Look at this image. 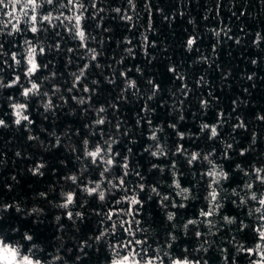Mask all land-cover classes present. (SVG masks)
I'll return each mask as SVG.
<instances>
[{"label":"trees","instance_id":"1","mask_svg":"<svg viewBox=\"0 0 264 264\" xmlns=\"http://www.w3.org/2000/svg\"><path fill=\"white\" fill-rule=\"evenodd\" d=\"M91 3L92 0H87L89 6ZM96 4L97 9H104L98 13L102 19L90 20L88 31L97 37L90 46L100 53L98 59L92 61L90 54L86 55L83 49L71 54V63L66 52L63 55H49L48 59L52 61L49 69L39 74L43 79L50 72H56L55 83L59 91L53 97L57 105L54 111L45 113L41 102L34 98L30 102V115L35 125L25 130L12 122L8 107L9 95L21 99L19 90L0 88V118L8 124L6 128L0 127V206L11 203L29 210L39 206L45 208L48 226L37 230L34 240L52 264H79L76 254L81 252L80 245L85 242L92 245L87 249L92 256L91 264H104V256L97 251L96 242L89 239L94 235L93 231L85 227L81 236V232L71 226L65 217H62L64 228L55 227L59 223L55 216L61 213L39 195L40 192H47L49 199L58 196L63 177L69 174L67 168L75 164L79 169L80 162L69 147L76 140H82L83 135H75L77 131L91 134L92 129L84 125H90L92 119L96 118L95 110L103 106L106 109L103 115L110 121L103 128L116 137L118 143L113 145L115 151L129 155L130 166L143 173L144 182L148 185L147 191L142 194L145 199L142 217H137L142 219L145 229V232L137 233V238L147 240L144 247L150 246L153 250L160 249L172 254L188 248L190 256L207 260L208 264H250L251 260L259 259V255L249 257L243 250L254 248L255 244L249 239L248 230L240 231L241 222L249 226L257 225L258 214L253 212L249 216L246 205L232 204L230 199L231 188L240 187L241 181L250 179L235 165L239 163L247 169V166L264 159V120L258 119L264 115V0H132V4L128 0H96ZM116 8L121 9L120 13L115 12ZM10 11L11 6L0 9V22H7L9 17L5 13ZM93 11L89 7L85 15L90 17ZM125 16L131 19H122ZM105 28L107 32L103 31ZM9 30L5 29V32ZM56 31L61 32L63 48L78 45L79 42L59 26L51 29L50 34H42L39 40L45 45H54ZM257 33L261 34L262 39L254 43ZM189 37L196 38L192 49L186 46ZM8 39L13 38L0 35V42ZM14 39L22 44L25 39L34 37L30 32H23L15 34ZM129 40L131 44L126 42ZM128 48L132 49L131 53L127 51ZM78 56L84 58L78 59ZM47 62L45 59L44 63ZM84 63L89 65L85 76L70 92L68 89L74 83L73 74L78 75ZM97 64L100 66L97 67ZM0 66L3 69L0 79L4 82L21 71L3 65V57H0ZM170 67L175 68L176 72H169ZM121 71L126 72V77L119 75ZM127 80L136 81V88H127ZM149 80L159 85L155 94ZM52 83L49 80L43 90L51 93ZM85 85L90 92H83ZM73 95L77 100L72 99ZM81 97L86 103H79ZM202 100L207 103L202 105ZM145 108L146 111L143 110ZM241 121L246 127H234ZM117 122H121L122 130L129 133L127 137L116 132ZM205 123L218 128L220 134L213 140L208 139L210 130L200 132ZM171 124H175L176 128H171ZM157 129L155 143H159L165 152L175 153L176 145L183 144L188 153L207 154L215 149L219 160L222 151H229L231 158L223 161V166L230 174L238 175L225 189L223 215L234 218L232 224L226 223L223 215L212 217L211 224L197 218L203 203L202 199H197L203 194L197 183L200 162L187 165L185 153L152 157L145 149L153 145L149 136ZM95 131L99 138L100 129ZM178 131L184 133L183 140L177 136ZM68 133L72 134L71 140ZM30 134L38 139L29 141L27 137ZM57 137L62 141L60 145L55 143ZM228 144L233 145L232 149H227ZM128 148L133 149L132 153L127 152ZM241 150L245 151L244 157H239ZM18 152L21 155L17 156ZM65 157H71V162L66 161ZM173 160L181 172L182 185L194 189V192L186 208L169 209L177 213L170 227L164 209L154 200H149L148 196L152 195L150 188L153 184L159 185L165 193L169 192L171 172L158 169H170ZM37 162L46 165L42 177L33 176L30 172ZM152 164H157L158 169H153ZM117 171L114 169V174ZM135 182V176L129 178L130 186ZM171 191L174 193L175 189ZM176 200L179 201L180 197H176ZM95 203L99 204V201ZM85 208L87 212L93 211L87 204ZM10 211L15 215L14 209ZM74 211L82 209L76 207ZM188 219H195L197 223L185 229ZM33 220L34 216H21L14 219L12 225L25 232L32 229ZM90 227L98 228L100 225L93 219ZM196 231L204 235L196 238L188 234ZM169 232L175 236L174 241L168 237ZM257 242L264 248V241ZM168 243L174 247L169 249ZM98 255L99 261L96 259ZM55 256L61 259L55 260ZM85 264H88L87 260Z\"/></svg>","mask_w":264,"mask_h":264},{"label":"snow or ice","instance_id":"2","mask_svg":"<svg viewBox=\"0 0 264 264\" xmlns=\"http://www.w3.org/2000/svg\"><path fill=\"white\" fill-rule=\"evenodd\" d=\"M128 3L132 4V0H128ZM9 6H11L12 11L5 13L9 17L6 23L0 22V35L13 39L0 42V57H3V65L21 71H18L8 82L0 79V88L19 90L21 99H17L12 95L7 97L8 107L11 109L10 118L16 126L30 130L29 126L35 125V120L30 115V102L34 98L41 102L45 113L54 111L57 107L53 99L55 93L59 91V86L55 83L56 72H50L49 76L43 79L39 75L42 70L49 69L52 63L51 59H48L49 55H63L66 52L69 54V63H71V54L83 49L86 55L90 54L92 61H96L100 53L96 48L90 46L91 42L97 40V37L88 31L91 26L89 21L102 19L98 13L103 12L104 9H97L96 0H92L90 6L87 4V0H0V9H8ZM89 7L94 11L90 17H87L85 14L89 11ZM120 11V8L115 9L116 13H120ZM54 12L59 14L54 15ZM122 19L130 20L131 17L125 16ZM58 26L62 27L74 41L79 42L76 47L63 48L60 42L61 32L59 31L55 32L57 39L54 45H45L43 41L39 40L42 34H50V30L56 29ZM9 28L10 30L5 32V29ZM103 31L107 32L108 30L105 28ZM23 32H30L34 39H25L22 44H18L15 42L14 35ZM261 39V34L257 33L254 43L260 42ZM126 42L131 44L130 40ZM195 43L196 38L189 37L186 46L188 49H192ZM127 51L131 53L132 49L128 48ZM77 58L83 59L84 57L78 56ZM45 59L48 61L47 63H44ZM252 63L255 64L256 61L253 60ZM96 66L99 67L100 65L97 64ZM88 67L89 65L84 63L79 74H73L74 83L68 89L70 92L77 88ZM2 70V66H0V71ZM137 71H139L138 68ZM168 71L175 73L176 69L170 67ZM119 75L126 77L127 74L121 71ZM179 79H183V77H179ZM248 79L251 80L252 77L249 76ZM49 80L53 81L51 93L43 90V86ZM95 83L94 81L93 84ZM148 83L152 85V92L155 94L159 90V85L154 84L151 80ZM126 84L127 88H136V81L134 80H127ZM83 92H90V88L85 85ZM184 94L187 95V93ZM72 99L77 100V97L73 95ZM148 99L151 100L152 97L149 96ZM79 103L84 104L86 100L81 97ZM206 103L207 101H201L202 105ZM233 103L235 104V101ZM143 110L146 111L147 108ZM85 111L87 112L88 109H85ZM105 111L106 109L103 106L99 107L95 110L96 118L92 119V123L84 125L85 128L92 129L90 135L82 134L79 131L75 133L77 137L83 135V138L71 144L69 150L75 155V159L80 162V167L77 169L76 165L72 164L70 168H67L69 174L63 177L59 195L49 199L47 192H40L39 194L44 201L57 208L61 213L55 216V220L59 222L55 227L64 228L62 217L71 222V226L77 228L81 232V236H83L84 228L88 227L94 233L89 239L96 242L97 251L104 256V264H208L207 260L190 256L188 248L177 250L175 254L167 251L161 252L160 249L153 250L150 246L144 247L147 240L137 238V233L145 232L142 227V219L137 217H142L145 207V199L142 194L147 191L148 185L144 182L143 173L139 170H133L130 166L129 155L115 151L113 145L118 143L116 137L103 128V126L110 123L103 115ZM45 119H47V116H45ZM258 119L264 120V115L259 116ZM137 123L140 122L137 121ZM148 123L151 124V121ZM0 127H8L5 119L0 118ZM170 127L175 129L176 125L171 124ZM234 127L243 128L246 125L241 121ZM97 128L100 129L99 138H97L95 131ZM115 130L122 136L127 137L129 135L126 130H122L121 122L116 123ZM205 130H210L209 140H213L220 134L216 125L210 126L205 123L201 126L200 132H205ZM157 131L159 129L151 132L149 139L154 143L150 148L145 149L146 152H150L152 157L185 153L187 165L193 166L200 162L201 170H199L197 183L200 185L203 194L197 199H202L203 203L197 218H202L204 222L211 224L212 217L223 215L225 189L230 187L232 179L238 175V173L230 174L223 166L222 162L231 158L229 151H222L219 160L215 149L207 154L195 151L188 153L183 144L176 145L175 153L165 152L159 143H155L157 141ZM67 135L71 140L72 134L68 133ZM177 136L180 140L184 139L183 132L178 131ZM253 136L255 137V134ZM27 139L35 141L38 137L30 134ZM55 143L60 145L62 141L57 137ZM232 147V144L227 145V149H232ZM132 151V148L127 149L128 153H132ZM16 155L21 154L18 152ZM244 156L245 151L241 150L239 157ZM71 159V157H65V160L69 163ZM45 167L46 165L43 162H37L30 169V172L33 176L42 177L44 176L43 169ZM152 168L158 169V165L152 164ZM235 168L243 172L245 177H250V179L241 181L240 187L231 188L232 198L230 202L239 206L246 205L249 209V216L253 212L258 214V224L255 226H249L241 222L240 231L248 230L249 239L255 244L254 248H243V250L249 257L259 255V259L251 260L250 264H264V248L257 242L264 241V159L247 166V169L242 168L239 163L235 165ZM114 169L118 170L115 174ZM158 170L171 172V189H175V192L173 193L170 189L168 193H165L159 185L153 184L150 188L152 195L148 196V199L154 200L164 209L166 220L171 227L177 213L169 209L186 208L194 189L182 185L181 172L177 170L175 160L172 161L170 169ZM132 176H135L136 182L130 186L129 178ZM13 180H15V177H13ZM176 197H180V200L177 201ZM96 201H99V204H96ZM86 204L88 207L93 208L92 212H87ZM76 207H79L82 211H74ZM96 208L100 210L96 211ZM105 208H107V211H104ZM11 209H14L15 215L10 211ZM44 212L45 208L43 206L32 207L30 210L27 207L11 203H3L0 206V264H52L51 260L44 257V253L37 247L34 240L36 231L41 227L48 226L46 225L47 217L44 216ZM21 216L35 217V220L32 221V229L20 232L13 227L12 221ZM93 219L97 220L100 227H90ZM223 220L228 224H232L234 218L223 215ZM196 223L197 220L188 219L184 227L188 229L189 225ZM97 232L98 234H95ZM188 234H192L196 238H201L204 235L201 231ZM168 237L172 241L175 240V236L171 232L168 233ZM91 247L92 245L87 242L80 245L81 252L76 254V261L79 264H85L86 260L88 264H91L92 256L87 252V249ZM167 247L172 249L174 245L168 243ZM196 251H199V249ZM99 258L98 255L96 257L97 261H99ZM54 259L60 260L61 257L55 256ZM68 259L71 260L72 258L69 257Z\"/></svg>","mask_w":264,"mask_h":264}]
</instances>
